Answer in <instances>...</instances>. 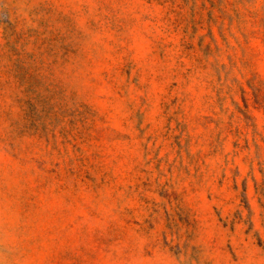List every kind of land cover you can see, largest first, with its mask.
Masks as SVG:
<instances>
[{"label": "rangeland", "instance_id": "rangeland-1", "mask_svg": "<svg viewBox=\"0 0 264 264\" xmlns=\"http://www.w3.org/2000/svg\"><path fill=\"white\" fill-rule=\"evenodd\" d=\"M0 264H264V0H0Z\"/></svg>", "mask_w": 264, "mask_h": 264}]
</instances>
